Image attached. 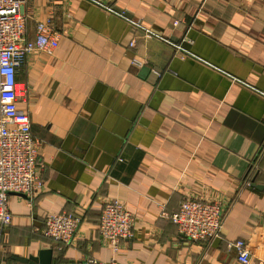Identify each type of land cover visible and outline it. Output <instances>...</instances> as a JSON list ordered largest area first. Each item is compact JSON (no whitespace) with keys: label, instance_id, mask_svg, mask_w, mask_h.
<instances>
[{"label":"crops","instance_id":"crops-1","mask_svg":"<svg viewBox=\"0 0 264 264\" xmlns=\"http://www.w3.org/2000/svg\"><path fill=\"white\" fill-rule=\"evenodd\" d=\"M100 4L23 6L28 38L48 17L60 35L16 74L44 190L29 204L10 194L0 264H241L237 239L247 264L264 261V0ZM189 197L223 206L217 238L190 242L160 215ZM110 199L134 218L116 252L97 229ZM63 212L82 217L69 243L42 234L44 216Z\"/></svg>","mask_w":264,"mask_h":264},{"label":"built area","instance_id":"built-area-1","mask_svg":"<svg viewBox=\"0 0 264 264\" xmlns=\"http://www.w3.org/2000/svg\"><path fill=\"white\" fill-rule=\"evenodd\" d=\"M26 1L0 0V229L12 221L9 210L11 193L25 195L29 204L32 198L44 190V181L40 176L42 164L39 163L37 153L41 141L31 131L27 112L16 105L22 91L16 74L32 51L52 55L60 34L51 28V17H48L36 20L34 36L28 38L23 12ZM87 1L101 3V0ZM100 5L115 12L105 4ZM181 53L182 56L186 54ZM130 62L135 66L142 64V60L137 58H132ZM223 214V206L218 200L194 197L183 199L175 212H167L165 208L160 210L162 217L174 223L180 236L196 243L208 242L219 236ZM133 220L132 213L121 200L110 199L103 202L97 229L113 252L117 251L122 240L132 236ZM81 223V215L74 212L47 214L43 219L42 234L54 241L69 243ZM228 247L236 250L241 264L249 262L251 254L244 240L230 242ZM79 264L117 263L114 259L104 262L87 257ZM259 264H264V261L259 260Z\"/></svg>","mask_w":264,"mask_h":264},{"label":"water","instance_id":"water-1","mask_svg":"<svg viewBox=\"0 0 264 264\" xmlns=\"http://www.w3.org/2000/svg\"><path fill=\"white\" fill-rule=\"evenodd\" d=\"M11 194H18V195H22L23 196V194H20V193H11Z\"/></svg>","mask_w":264,"mask_h":264}]
</instances>
